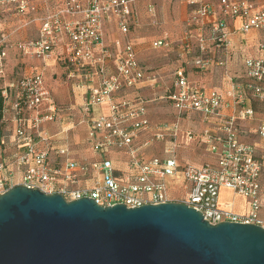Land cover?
Instances as JSON below:
<instances>
[{
  "label": "built area",
  "instance_id": "1",
  "mask_svg": "<svg viewBox=\"0 0 264 264\" xmlns=\"http://www.w3.org/2000/svg\"><path fill=\"white\" fill-rule=\"evenodd\" d=\"M149 1L0 0V12L21 20L17 28L36 25L32 39L12 42L18 29L0 33V195L23 186L59 194L66 202L87 197L103 207L180 202L211 225L241 223L264 229V154L243 143L239 132V122L254 116L246 105L248 96L264 105V59L244 58L248 82L233 84L227 95L231 103L219 91L192 80L184 66L172 70L163 96L171 121L153 123L151 101L141 91L154 88L159 77L139 62L129 32L138 26V5ZM186 8L181 45L190 54V67L201 73L218 67L230 80L227 59L233 44L228 23L237 20V31L245 36L252 31L264 34V7L253 0H217L215 5L186 0ZM145 12L154 25V7L148 4ZM108 30L117 34L109 43ZM175 43L162 33L149 47L169 52ZM258 47L263 50L264 44ZM9 49L29 65L24 69L22 61L18 72L8 73L4 63ZM50 63L59 65L78 91L79 123L86 127L84 141L95 156L92 162L76 161L64 132L52 134L46 127L62 120L63 112L44 80ZM230 108H237L234 115H224ZM191 115L200 117L204 130L184 126ZM255 134L264 139V121ZM194 143L212 161L196 165L180 160V148ZM148 150L158 155L148 157ZM89 175L95 177L92 187L82 185ZM178 182L185 185L181 201L169 195ZM222 189L242 198L246 212L235 213L232 204L221 206Z\"/></svg>",
  "mask_w": 264,
  "mask_h": 264
},
{
  "label": "water",
  "instance_id": "2",
  "mask_svg": "<svg viewBox=\"0 0 264 264\" xmlns=\"http://www.w3.org/2000/svg\"><path fill=\"white\" fill-rule=\"evenodd\" d=\"M0 264H264V229L180 202L127 209L39 189L0 195Z\"/></svg>",
  "mask_w": 264,
  "mask_h": 264
},
{
  "label": "rangeland",
  "instance_id": "3",
  "mask_svg": "<svg viewBox=\"0 0 264 264\" xmlns=\"http://www.w3.org/2000/svg\"><path fill=\"white\" fill-rule=\"evenodd\" d=\"M152 5L155 10V16L157 18L156 23H151V17L145 12L147 5ZM186 0H150L147 3H141L137 8L138 26L135 28L130 27L131 41L137 45L139 49L138 60L141 64L146 66L150 72L159 77L158 83L154 85V90L142 92L143 96L151 101L149 111L151 115V121L153 123L170 122L172 118L171 109L168 107L166 101L163 99L165 95V89L170 83V75L173 64L177 54L175 52H167L164 50H152L149 47L151 41L159 37L162 33H167L173 39H177L176 42H181L182 22L185 18ZM188 12V11H187ZM7 16V15H5ZM8 17V16H7ZM8 20L5 18L0 19L1 24H8ZM110 29V28H109ZM112 29V28H111ZM109 32V30L107 31ZM111 33L113 30L110 31ZM188 72L192 75L195 71L188 64ZM57 70V71H56ZM54 76L46 75L44 78L46 87L50 90L51 96L56 101L57 107L63 111L61 116L62 120L55 124H50L49 130L52 134L64 132L63 137L66 138V143L69 144L72 155L76 161L92 162L94 157L86 145L85 138V125H80V113H79V96L78 91L74 90L71 81L66 79L63 70L57 68ZM195 78H198L195 76ZM194 78V79H195ZM207 84H211L215 87L220 85V79L218 74L211 76L207 75ZM244 80V81H243ZM242 81L245 82L246 79ZM250 103L254 108V116L249 123L243 128L245 133L242 135V140L247 143L258 144L260 143L259 136L252 134L256 131L260 123L264 121V105L259 104L253 100L250 95ZM70 114V115H68ZM252 131V132H251ZM259 147H264V143H260ZM264 153V148L261 150ZM157 150H148L146 154L148 157L158 155ZM179 158L182 161L190 162L196 165H202L205 161H210V157L206 153L180 149L178 151ZM95 183V177L87 176L82 182L86 187H92ZM169 195L175 200H182L185 196L183 191V184L176 183L175 186L169 188ZM220 200L231 203L234 212L241 211L244 203L242 199L234 196L233 194L222 191L219 196Z\"/></svg>",
  "mask_w": 264,
  "mask_h": 264
},
{
  "label": "crops",
  "instance_id": "4",
  "mask_svg": "<svg viewBox=\"0 0 264 264\" xmlns=\"http://www.w3.org/2000/svg\"><path fill=\"white\" fill-rule=\"evenodd\" d=\"M209 3H211L212 5H215V2L217 0H206ZM253 2L256 4V6L258 8H263L264 7V0H253ZM187 8H185V18L182 22L183 28H182V33H181V38H182V34L184 32L185 29V19L187 18ZM5 12V11H4ZM4 12H0V19L1 18H5V20H8V26L7 23L6 24H1L0 26V33L4 32L5 34L10 33L13 30H17V33L15 34V36H13L12 42H17L18 40H26V39H32V37L36 36V25H32L30 27H19L17 28L20 24H22V22H20L21 20L19 19H13V17H11L8 13H4ZM4 13V14H3ZM7 15V16H5ZM239 26V22L237 20L233 21V22H229L228 23V29L229 31L232 33V50L230 55L228 56V66H227V74L229 75V77L231 78L230 80H228L226 78V76L224 75V71L221 68H212L209 71H205V72H198L196 70L195 74L192 75V73L189 74V76H191L192 80H195L197 82H199L206 90L210 91H219L220 93L225 95L226 98V102L231 103V99L229 97H227V95L230 93L231 91V87L233 86V84H238V85H245L248 80L247 77L245 75V70H244V66H243V60L244 58H248V57H253V58H259V59H264V49L260 50L259 49V45L260 44H264V34L261 32H257V31H252L249 34L242 35L240 34L237 30ZM111 30H109V32H107L108 34V43L116 37V32H110ZM172 36V35H171ZM173 41H176L177 39H173ZM182 42H176L175 43V48H173L171 51L175 52L177 54L176 59H175V63L173 64L172 70L178 68V67H185L186 69H188V64L190 65V54L187 53L186 50L182 49ZM135 46L137 47V45L135 44ZM137 50L139 51L138 47ZM169 51V52H171ZM168 52V51H167ZM140 53V52H139ZM211 53L214 54V56L217 58H222L221 53L219 52H215L214 49H211ZM23 61V63L25 64L24 69L27 67V65H29L28 62H26L25 60H22L20 58V56L18 55V52H16L14 49H9L7 52V56L5 58V63L4 65L6 66V71L8 73H10L11 71H16L18 72L20 70V66H21V62ZM33 64L38 65L39 63L37 61H35ZM59 68L62 70V68L59 65H56L54 63H50L48 65V68L45 70V75H51L54 76V74H56V69ZM56 70V71H55ZM213 74H218L219 75V79H220V85H218L217 87L211 85V84H207V78L206 76L209 75H213ZM195 76H197L198 78H195ZM46 77V76H45ZM195 78V79H194ZM246 79L245 82H243ZM243 80V81H242ZM149 90H154V88L152 89H143L142 92H147ZM141 92V93H142ZM143 94V93H142ZM249 98V97H248ZM247 107H252V109L254 110L253 106L250 103V99L246 102ZM237 108H230L227 109L223 112L224 115L226 116H232L234 115V113L236 112ZM150 114V111H149ZM150 119H151V115H149ZM251 121V120H250ZM250 121H240L239 122V132H240V138L241 141L245 144H249L247 142H245L244 140H242V135L245 133V131H243L244 127L247 125V123H249ZM184 126L185 127H189L192 130H195L197 132H200L202 130H204L205 124L203 122H201L200 117L198 116H188L187 118H185L184 120ZM51 124V123H50ZM49 130L50 125L46 126ZM51 131V130H49ZM86 131V128H85ZM252 132V131H251ZM252 134H255V131L252 132ZM256 135V134H255ZM260 139V138H259ZM260 143H264V139H260ZM260 143L258 144H252L256 147V151L258 153V155H262L264 153H261L262 149L264 147H259L258 145H260ZM249 144V145H250ZM180 149H184V150H193V151H198V152H202L204 153L203 148L197 144H190L189 146H184ZM207 154V153H206ZM208 157H210V161H212V157L211 155L207 154ZM75 158V157H74ZM210 161H205L203 164H205L206 162H210ZM183 191H185V185H183ZM222 191H226L229 192L225 189H222ZM220 192V193H221ZM186 193V192H185ZM230 193V192H229ZM186 195V194H185ZM185 198V196H184ZM183 198V199H184ZM239 198V197H238ZM182 199V200H183ZM242 199V198H240ZM181 201V200H180ZM242 202L244 203L243 209L241 211H237L238 213H245L246 212V204L244 202V200L242 199ZM231 203L225 202L220 200V205H228ZM233 210V209H232ZM234 211V210H233ZM235 212V213H237ZM261 213V217L264 219V206L261 208L260 210Z\"/></svg>",
  "mask_w": 264,
  "mask_h": 264
},
{
  "label": "trees",
  "instance_id": "5",
  "mask_svg": "<svg viewBox=\"0 0 264 264\" xmlns=\"http://www.w3.org/2000/svg\"><path fill=\"white\" fill-rule=\"evenodd\" d=\"M115 166H116V164H115Z\"/></svg>",
  "mask_w": 264,
  "mask_h": 264
}]
</instances>
